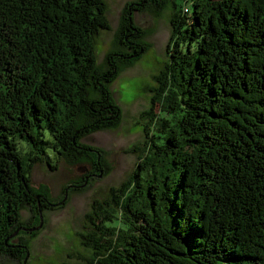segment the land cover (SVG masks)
Returning a JSON list of instances; mask_svg holds the SVG:
<instances>
[{"label": "trees", "instance_id": "1", "mask_svg": "<svg viewBox=\"0 0 264 264\" xmlns=\"http://www.w3.org/2000/svg\"><path fill=\"white\" fill-rule=\"evenodd\" d=\"M175 1L139 162L85 215L86 264H264V0ZM168 3H127L97 65L105 0H0V258L22 264L39 210L108 173L81 140L121 123L110 84L151 49L134 12ZM53 159L90 167L59 203L31 185Z\"/></svg>", "mask_w": 264, "mask_h": 264}, {"label": "rangeland", "instance_id": "2", "mask_svg": "<svg viewBox=\"0 0 264 264\" xmlns=\"http://www.w3.org/2000/svg\"><path fill=\"white\" fill-rule=\"evenodd\" d=\"M134 1L137 0H105L111 30L102 31L95 41L97 65L104 62L122 10L127 3ZM170 2L171 0L167 5L169 7L159 17L134 12L136 25L147 31L145 40L151 45V49L110 84L113 99L121 108V123L117 128L95 132L81 140L86 145L104 151L108 173H94L93 177L84 178L82 191L67 194L68 190L65 191L64 188L68 184L80 185L77 181L89 172L88 165L71 166L62 159H53L50 161L52 165L56 164V170H51L46 163L33 168L31 185L34 188L47 186L51 198L58 201L56 203L61 201L65 191L66 203L62 207L43 211V224L36 230L34 237L21 234L29 248L24 264H86L84 258H89L91 254L80 241V234L87 232L85 215L91 210L94 201L108 199L110 188L118 187L129 178L139 162V154L131 149L146 140L144 130L149 118L142 117V114L151 108V90L157 86L154 77L163 69L167 60V45L172 32L169 20ZM175 3L180 5L181 1L176 0ZM154 109V112H158L157 106ZM156 124L155 129L160 121ZM30 216V209L24 208L21 211L22 222H27ZM0 264L17 263L4 257L0 258Z\"/></svg>", "mask_w": 264, "mask_h": 264}, {"label": "water", "instance_id": "3", "mask_svg": "<svg viewBox=\"0 0 264 264\" xmlns=\"http://www.w3.org/2000/svg\"><path fill=\"white\" fill-rule=\"evenodd\" d=\"M39 221H40L39 222L40 224L34 230L39 229L42 226V224H43V216H42V211L41 210H39ZM26 257H28V254L26 255ZM24 263H25V261L23 262V264Z\"/></svg>", "mask_w": 264, "mask_h": 264}, {"label": "flooded vegetation", "instance_id": "4", "mask_svg": "<svg viewBox=\"0 0 264 264\" xmlns=\"http://www.w3.org/2000/svg\"><path fill=\"white\" fill-rule=\"evenodd\" d=\"M94 175V174H93Z\"/></svg>", "mask_w": 264, "mask_h": 264}]
</instances>
